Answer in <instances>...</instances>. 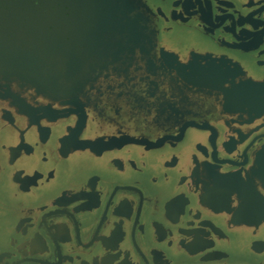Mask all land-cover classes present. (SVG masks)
I'll use <instances>...</instances> for the list:
<instances>
[{
	"label": "flooded vegetation",
	"instance_id": "obj_1",
	"mask_svg": "<svg viewBox=\"0 0 264 264\" xmlns=\"http://www.w3.org/2000/svg\"><path fill=\"white\" fill-rule=\"evenodd\" d=\"M134 1L0 0V264H264V0Z\"/></svg>",
	"mask_w": 264,
	"mask_h": 264
},
{
	"label": "water",
	"instance_id": "obj_2",
	"mask_svg": "<svg viewBox=\"0 0 264 264\" xmlns=\"http://www.w3.org/2000/svg\"><path fill=\"white\" fill-rule=\"evenodd\" d=\"M103 2L104 6L102 9H111L113 11H122L123 8L126 9L127 6L132 7L134 0H98ZM181 2V0H180ZM179 8L182 10L184 9L183 3L178 4ZM237 68L242 71V67L240 64H237ZM186 69V68H185ZM228 73H225V76H228ZM185 78L187 79V76L184 74ZM224 76V77H225ZM227 80V78L225 79ZM190 82H193L200 86L203 82H207V85L209 88H216L217 86L212 83L210 80H203V78L200 79H192L189 80ZM223 82L220 83V89H224ZM227 94V98L229 102L233 99L237 101L238 106L241 108H252L256 107L258 110L264 109V82H257L254 80H247L245 82H241L238 85H235L232 90ZM123 141V140H122ZM131 141V139H125L123 142ZM122 142V143H123ZM116 142L109 140L108 142H101L100 146L103 147V149L109 148L114 146ZM83 147L89 148L91 150H95L97 147V142H83ZM258 173L261 175V177L264 179V148L263 150L258 154ZM261 181H263L261 179ZM264 182V181H263Z\"/></svg>",
	"mask_w": 264,
	"mask_h": 264
}]
</instances>
